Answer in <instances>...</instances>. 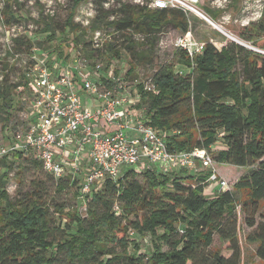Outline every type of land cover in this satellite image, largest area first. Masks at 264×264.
Returning <instances> with one entry per match:
<instances>
[{
  "label": "trees",
  "instance_id": "trees-1",
  "mask_svg": "<svg viewBox=\"0 0 264 264\" xmlns=\"http://www.w3.org/2000/svg\"><path fill=\"white\" fill-rule=\"evenodd\" d=\"M83 1L87 0H71V9ZM105 1L93 0V29L108 25L119 31L109 52L118 56L126 50L138 64L152 60L149 44L165 26L171 25L180 35L193 30L191 17L181 9L118 2L116 10L106 8ZM7 6L6 15L14 18L13 6ZM203 6L215 21L225 11L209 2ZM42 24L45 39L57 42L53 52L59 56L64 44L84 43L83 33L70 37L81 25L69 13L59 30L50 17H42ZM246 28L247 39L264 47V16ZM135 33L142 39H136ZM152 82L157 92L140 85L143 101L149 106V122L166 135L170 151L199 148L210 152L221 140L225 148L212 158L224 179L218 164L252 167L234 183V191L206 195L208 176L187 169L126 168L118 180L107 179L99 191H93L86 213H81L80 179L70 175L56 178L47 173L57 192L77 189L74 210L53 203L41 180L12 199L6 183L14 162L21 160L23 167L26 161L38 167L42 164L33 154H6L0 157L6 168L0 174V264H240L238 235L227 234L222 222L236 210V191L245 192L241 205L245 213L250 212L246 219L254 228L248 239L258 243L257 255L264 261V220L258 224L255 220L264 201V54L228 42L221 49L207 42L204 52L194 57L177 49L171 61L158 65ZM10 94L1 82L2 121L11 118ZM216 233L230 241L229 257L219 249L203 253Z\"/></svg>",
  "mask_w": 264,
  "mask_h": 264
},
{
  "label": "built area",
  "instance_id": "built-area-1",
  "mask_svg": "<svg viewBox=\"0 0 264 264\" xmlns=\"http://www.w3.org/2000/svg\"><path fill=\"white\" fill-rule=\"evenodd\" d=\"M244 3L245 19L241 24L249 26L263 18L264 0H244ZM104 4L109 8L114 0H106ZM131 4L149 9H181L187 17L195 15L209 20L222 33L231 36L205 9L197 6L202 0H135ZM216 4L218 8L214 9L224 10L223 2L218 0ZM95 16L96 7L93 0H89L86 28L92 26ZM103 38L101 28L92 31L90 43L96 53L103 49ZM234 41L264 54V47ZM175 44L191 57L206 48V43L198 40L192 30L179 35ZM49 54L34 63L31 78L37 89L25 131L9 147L0 146V157L18 151L26 156L33 154L45 172L56 178L70 175L80 179L78 206L81 213H86L87 199L93 191H99L107 179L118 180L123 171L132 166L154 168L159 172L207 171L209 192L230 190V183L218 172L209 151L199 148L170 151L166 135L153 127L150 117L134 116L132 106L138 96L134 99L126 90L127 75L119 76L114 70L104 73V62L95 60L94 55L82 59L78 54L70 62L51 57L54 60L50 64ZM143 89L157 92L152 81L144 84ZM83 93L90 102L83 101ZM109 126H114V130L105 128ZM211 183L218 190L215 191Z\"/></svg>",
  "mask_w": 264,
  "mask_h": 264
},
{
  "label": "rangeland",
  "instance_id": "rangeland-1",
  "mask_svg": "<svg viewBox=\"0 0 264 264\" xmlns=\"http://www.w3.org/2000/svg\"><path fill=\"white\" fill-rule=\"evenodd\" d=\"M134 1L114 0V5H111L109 8L115 7L117 10L118 2L134 3ZM217 1L202 0V4H198L197 6L204 9V3L209 2L213 8H218ZM219 1L224 3L225 11L219 19L214 21L221 24L232 37L246 43H252L246 37L250 34L246 28L248 26L240 22L245 19V14L243 13L244 0ZM88 2L89 0L83 1L73 11L71 9V0H0V83L5 82L11 93L9 100L13 102V105L8 109L11 118L5 121L0 119V146L9 147L12 142H16L17 139L21 138L25 131L27 120H29L33 111V101L37 89V84L31 78L34 63L37 59H42L41 56L50 53V58L48 57L50 61L48 63L51 64L56 58L70 62L78 54L82 59H85L86 55L91 56L96 53L90 43L94 29L92 26L89 29L86 28V5H88ZM7 4L13 6L12 12L15 15L14 18L6 15V10L10 9ZM68 13L73 15L75 23L81 25L80 30L75 32V34H70V37L72 38L77 34L83 33L84 43L81 42L78 45L74 42L64 44L63 53L59 56L58 53L53 52L57 42L53 43L45 39L46 35L42 24V17H50L55 27L59 30L61 29L60 26L66 22ZM223 16L225 17L223 18ZM190 17L193 22L192 32L198 40L205 43L212 42L219 49L222 48L223 43L227 42L242 45L222 33L202 17L195 15H190ZM101 31L104 33V38L102 39L103 49H101L98 56L94 55L95 60L99 59L101 63L104 62L103 64L106 67L104 73H108L107 70H114V73L116 71L119 76L127 75V78L124 80L126 90L132 98L138 96L137 100L134 98L135 105L133 104L134 106H132L134 116L138 118L141 115L144 119L146 117L149 118L151 113L148 104L143 101V92L140 89V85L152 81L158 65L172 60L174 51L178 49L175 41L181 34V31L173 28L171 25L165 26L149 44L151 47L148 48L147 53L152 54V60L140 64L134 62V58L126 50H121L118 56L111 54L109 52V44L115 42L114 37L118 33H116L113 27L108 25H104ZM56 35L59 38L62 36L59 31H57ZM135 37L136 39H142L139 33H135ZM30 46L31 50L29 49ZM242 46L246 47L245 45ZM134 65L135 67L133 68ZM223 148H225V145L220 140L211 148L210 154L214 156L217 150ZM13 167L6 183V190L12 199L16 198L20 192L30 190L33 181L41 180L50 192V200L53 203L59 202V204L66 205L70 210L76 209L77 189L69 187L63 192H57L55 187H53L51 179L47 176V172L42 167L34 165L31 161H26L23 167L21 166V160H17L14 162ZM128 168L135 169L136 167L132 166ZM218 168L225 177V180L230 182L229 187L232 191H234V183L241 176L248 174L252 169V167L240 168L219 164ZM138 170H142V168L140 169L139 166ZM5 171V166L0 163V174ZM198 174L208 176L209 173L204 171ZM208 185L204 186L206 195L214 197L221 193L217 191V193L209 192L206 187ZM211 185L213 188L216 187L213 183ZM244 197L245 192L236 191V210L233 215H228L223 219L224 230L229 235L232 233H237L238 235L241 253L240 264H264V261L257 255L258 243L248 239L249 234L253 232L254 228L247 223L248 219L246 217L250 215V212L245 213L242 209L241 204ZM263 213L264 201L262 202L260 211L255 216L257 224L264 220ZM65 221L66 219H63L62 223ZM230 245L231 243L228 239H224L216 233L213 244L203 250V253L209 255L211 251L219 249L221 255L229 257L232 254ZM132 250L133 247H131ZM199 264L201 263L199 262Z\"/></svg>",
  "mask_w": 264,
  "mask_h": 264
},
{
  "label": "crops",
  "instance_id": "crops-1",
  "mask_svg": "<svg viewBox=\"0 0 264 264\" xmlns=\"http://www.w3.org/2000/svg\"><path fill=\"white\" fill-rule=\"evenodd\" d=\"M219 19V18H218ZM82 99L84 102H90L89 99L86 97V94H82ZM107 130L112 131L114 130V126L105 127ZM130 135H133V132H129ZM72 146V145H71ZM142 168V167H140Z\"/></svg>",
  "mask_w": 264,
  "mask_h": 264
},
{
  "label": "bare ground",
  "instance_id": "bare-ground-1",
  "mask_svg": "<svg viewBox=\"0 0 264 264\" xmlns=\"http://www.w3.org/2000/svg\"><path fill=\"white\" fill-rule=\"evenodd\" d=\"M209 21V20H208ZM213 26H215V24L213 23V22H211V21H209ZM216 27V26H215ZM230 38H232V39H234V40H238V39H236V38H234V37H232V36H230Z\"/></svg>",
  "mask_w": 264,
  "mask_h": 264
}]
</instances>
